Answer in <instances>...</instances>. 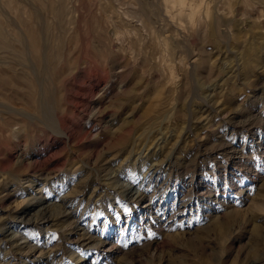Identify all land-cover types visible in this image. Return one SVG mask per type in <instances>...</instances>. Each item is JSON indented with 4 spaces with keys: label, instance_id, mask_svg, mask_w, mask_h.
Segmentation results:
<instances>
[{
    "label": "rangeland",
    "instance_id": "rangeland-1",
    "mask_svg": "<svg viewBox=\"0 0 264 264\" xmlns=\"http://www.w3.org/2000/svg\"><path fill=\"white\" fill-rule=\"evenodd\" d=\"M0 26L29 60L0 47V110L32 117L0 120V264H264V0H0Z\"/></svg>",
    "mask_w": 264,
    "mask_h": 264
},
{
    "label": "bare ground",
    "instance_id": "bare-ground-1",
    "mask_svg": "<svg viewBox=\"0 0 264 264\" xmlns=\"http://www.w3.org/2000/svg\"><path fill=\"white\" fill-rule=\"evenodd\" d=\"M40 1V0H39ZM180 1H182V0H180ZM31 13V12H30ZM32 14V13H31ZM21 16V15H20ZM37 16V15H36ZM31 22V21H30ZM39 27V26H38ZM36 28V27H35ZM4 30H5V28H3ZM7 29V28H6ZM24 29V28H23ZM28 29V28H27ZM35 30L33 29H31L30 28V33H31V35H32V39H31V44H32V46L33 47H36V44L37 43H39L40 41H41V38L40 37H42L41 35V32H39V33H37L38 31H35ZM29 35V34H28ZM46 36V35H45ZM29 38H30V35H29ZM17 41V45H15L14 47L12 46V44H11V42L12 41H9V39H8V37H7V35H6V33L4 32V31H2V26H0V47H3L2 49L4 50V49H6V50H12L13 51V57H15L16 59H18L17 61L19 62V61H21V62H26L25 64L27 65L29 62V60H28V47H27V44H26V42H25V35L24 34H22V33H20V35H19V37L16 39ZM52 42V41H51ZM40 44V43H39ZM43 45V44H42ZM32 50V49H31ZM5 51V50H4ZM45 48L43 49V51H42V54L39 56V57H37V60H36V65L41 69V70H44L45 68H46V64H47V62H46V56H45ZM7 52V51H6ZM30 52V51H29ZM39 52V51H38ZM8 54H10V53H8ZM51 58V57H50ZM49 59V58H48ZM51 60V59H50ZM16 61V60H15ZM8 62V61H7ZM5 63V62H4ZM10 63V62H9ZM15 63L16 62H14V64L13 65H15ZM17 64H19V63H17ZM24 64V63H23ZM2 67V66H1ZM20 67V66H19ZM28 67V66H27ZM10 68V67H9ZM13 68V67H12ZM17 69V68H16ZM15 69V70H16ZM14 70V69H13ZM28 70H30V69H28ZM35 70V69H34ZM46 70V69H45ZM17 71V70H16ZM31 71V70H30ZM10 72H11V70H10ZM34 73H33V76L31 77L32 78V81H31V83L29 84L30 86H31V92H30V95H29V97H30V103H29V106H33V107H35V109H37V110H39L40 111V113H41V115H42V117H44L47 121H48V123H50L51 125L53 124H55L56 126L55 127H57V129H59V130H61L62 132L64 131V129H63V127H62V123H61V121L59 120V118H57V116L56 115H53L52 116V114L53 113H51V111L50 110H52V109H48V105H49V101L48 100H50L51 99V96H50V90H49V88H48V86H46V87H42V85H43V83H42V85H41V79H40V77H38V75L36 74V72L35 71H33ZM43 73H44V71H43ZM46 73V72H45ZM16 74V73H15ZM22 74V73H21ZM1 75V74H0ZM14 76V75H13ZM45 77V76H44ZM15 78L16 79H18V80H21V76L20 75H16L15 76ZM0 81H1V84H0V86L3 88V90L4 89H6L7 91H8V89H12L13 88V86H11L10 85V83H9V81L8 80H6V79H4V78H1L0 77ZM45 82V81H44ZM49 84V83H48ZM15 85V84H14ZM50 85V84H49ZM22 88V87H21ZM9 90V91H10ZM21 90V89H20ZM24 90V89H23ZM17 91H19V90H12L11 92H13V93H15V95L16 94H19V92H17ZM5 92V91H4ZM21 92V91H20ZM23 92V91H22ZM52 92V91H51ZM11 94V93H10ZM38 96L39 97H41L39 100H38ZM5 97V96H4ZM17 98V97H16ZM19 98V97H18ZM21 98V97H20ZM16 100H18V99H16ZM51 101V100H50ZM53 101V100H52ZM5 102V101H4ZM4 102H3V104H4ZM16 102V101H15ZM1 103V102H0ZM6 104H7V102H5ZM11 103V102H10ZM27 103V104H28ZM3 104H1V105H3ZM9 104H7V106H4L5 107V109H3V110H0V120L2 121V122H6V121H9V119H14V117L15 116H17V115H21V116H23V117H25L26 119H32V117L30 116V114L28 113V112H25L24 111V109L23 110H21L20 108H22V107H20V108H18V107H14L13 105L12 106H8ZM2 106V107H3ZM51 106V105H50ZM3 107V108H4ZM49 111H50V113H49ZM53 111V110H52ZM4 115H7V116H4ZM54 116H56L55 118H54ZM9 117V118H8ZM23 117H20V118H23ZM25 118H23V119H25ZM43 118V119H44ZM20 120V119H19ZM31 121V120H30ZM46 121V122H47ZM17 122V121H16ZM8 124L6 125V123L4 124V125H6L5 126V128H8L9 126H10V124H9V122H7ZM13 123V122H12ZM18 123H20V122H18ZM18 123H15V125H16V127H17V125H18ZM23 123V122H22ZM29 123V122H28ZM9 125V126H8ZM12 125H14V123L13 124H11V126ZM14 127V126H13ZM20 127V126H19ZM1 135H3V134H1ZM7 135H5V137H6ZM3 138V137H2ZM4 139V138H3ZM42 174V173H41ZM106 175V174H105ZM9 196V195H8ZM21 209H23V208H21Z\"/></svg>",
    "mask_w": 264,
    "mask_h": 264
}]
</instances>
